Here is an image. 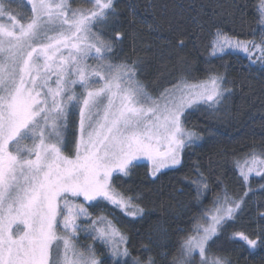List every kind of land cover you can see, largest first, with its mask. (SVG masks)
Masks as SVG:
<instances>
[{
  "label": "snow or ice",
  "instance_id": "6c2138e0",
  "mask_svg": "<svg viewBox=\"0 0 264 264\" xmlns=\"http://www.w3.org/2000/svg\"><path fill=\"white\" fill-rule=\"evenodd\" d=\"M10 3L0 0V20L10 21L0 22V264H129V237L104 209L133 219L146 212L139 193L114 181L129 177L142 159L150 165L149 175L158 178L162 170L181 166L185 150L204 140L186 120L201 108L218 118L235 84L227 62L221 71L211 59L234 55L247 60L241 65L245 70L264 73V0L254 24L242 13L236 16L241 5L230 4L228 15L239 20V28L225 31L218 19L194 18L191 33H174L179 38L169 43L180 49L209 29L204 75L192 78V66L181 59L175 83L155 92L139 79V57L115 62L125 35L113 29L120 15L116 0H87L90 7L24 0L27 18ZM70 126L74 140L66 154ZM234 164L243 191L225 184L208 205L203 202L212 186L195 167L196 211L186 209L188 226L172 232L156 226L160 264H232L216 243L226 234L249 249L264 248V223L252 233L228 232L255 193L250 177L264 179V151L253 147ZM258 215L264 221V212ZM81 236L91 239L83 245L86 251L77 247ZM97 245L105 250L100 256ZM131 264L157 260L133 257Z\"/></svg>",
  "mask_w": 264,
  "mask_h": 264
},
{
  "label": "trees",
  "instance_id": "16d2710c",
  "mask_svg": "<svg viewBox=\"0 0 264 264\" xmlns=\"http://www.w3.org/2000/svg\"><path fill=\"white\" fill-rule=\"evenodd\" d=\"M260 2L261 0H116L120 15L115 18L113 29L122 31L125 35L115 53V62L125 57L129 60L139 57L142 60L139 79L154 92L175 83L181 59L192 66V78H203L206 45L210 40L209 29L205 28L195 44L190 38L186 47L180 49L176 48L174 43H169L179 38L174 33H191L196 26V19H218L225 23V31H230L234 26L239 28V20L234 21L228 15L230 9L227 6L230 4L241 5L236 16L239 17L242 13L248 23L254 24L259 16ZM70 3L73 7H90L87 0H70ZM221 5L224 7L221 8ZM10 7L20 17L27 18L30 15V7L24 5V0H11ZM156 24L160 25L158 29ZM170 25L172 31L169 30ZM243 38H250V35ZM225 62L229 77H235V84L232 85L233 95L220 110L218 118L212 117L205 108L192 112L188 117L185 126H195L204 140L199 145L185 150L183 164L175 169L163 170L158 174V178H155L149 175L148 164L138 161L131 169L129 177L118 176L114 181L118 188L130 189V194L139 193L142 196L140 203L146 212L142 219H133L110 207L104 209V214L114 219L117 227L129 237V264L133 257L146 259L149 255L156 258L157 264H160L161 258L157 253L161 249L156 247L158 224H163L170 232L177 226H188V216L196 211L192 207L194 187L191 180L196 176L194 169L197 165L212 186V191L203 202L208 205L213 193L225 184L232 191L242 192L243 184L235 168V160L253 147L264 151V73L255 68L245 70L241 65H246L247 60H238L234 55H225L222 60H210V64L221 71H224ZM73 130L70 126L66 154L72 151ZM261 184H264V179L255 175L250 177V186L255 193L249 195L245 212L237 218L235 225L229 227V233H252L264 223L258 215L264 212V203L260 202V198H264V189L259 187ZM186 209H191V212L186 214ZM90 211L96 215L100 210ZM226 236L227 234L222 236L216 243L220 245L221 254L227 256L232 264H264V248L249 249L242 242L230 241ZM87 240L91 241L90 238L84 239L81 236L76 243L82 248L80 242ZM145 245L150 251L144 250ZM213 248L215 249V245ZM104 251L97 245V256Z\"/></svg>",
  "mask_w": 264,
  "mask_h": 264
},
{
  "label": "rangeland",
  "instance_id": "374dc122",
  "mask_svg": "<svg viewBox=\"0 0 264 264\" xmlns=\"http://www.w3.org/2000/svg\"><path fill=\"white\" fill-rule=\"evenodd\" d=\"M19 18V17H18ZM0 22H10V21H5V20H0ZM23 22V21H22ZM90 63V62H89ZM139 161H141V162H145L146 164H148L145 160H139ZM138 162V161H137ZM148 166L150 167V165L148 164ZM164 170H166V169H164ZM163 171V170H162ZM91 241L90 240H87L86 242H84V241H82V242H80V244L82 245V248H80L79 246H78V244H77V247L78 248H80L82 251H86L84 248H83V245L84 244H86V243H90Z\"/></svg>",
  "mask_w": 264,
  "mask_h": 264
}]
</instances>
